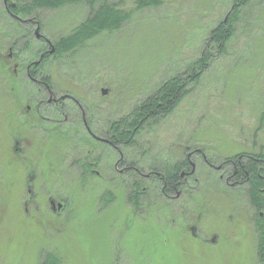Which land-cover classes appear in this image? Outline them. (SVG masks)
<instances>
[{
	"label": "rangeland",
	"instance_id": "374dc122",
	"mask_svg": "<svg viewBox=\"0 0 264 264\" xmlns=\"http://www.w3.org/2000/svg\"><path fill=\"white\" fill-rule=\"evenodd\" d=\"M110 1L129 11L130 19L59 53L64 54L61 65L78 71L82 83L108 88L112 112L101 114V120L109 123L127 116L163 82L184 73L233 2L161 0L158 5L137 8V0ZM2 2L0 35L7 36L1 40L5 45L18 25ZM101 2L69 0L30 16L36 17L43 27L41 33L54 44L80 22L97 15ZM32 36L19 44L25 56L34 60L41 43ZM52 59L47 66L57 82L59 65ZM182 88L172 111L144 123L139 137L131 139L130 150L124 152L131 156L140 148L144 172L154 167L165 172L169 156L172 162L178 161L192 151L197 180L188 190L189 200L185 196L175 199V194L163 196L152 175L145 180V193L137 202L131 199L135 191L130 183L113 167L112 181L106 184L71 165L74 150L51 143L44 149V164L38 156L35 161L38 168L47 166V178L38 172L32 182L33 197L25 205L28 172L17 161L19 169L11 171L14 158L3 151L0 264H40L47 254H54L59 264H261L256 254L255 210L247 194L251 179L241 186L231 185L225 180L232 167L228 163L216 167L227 159L236 161L240 154L251 155L245 162L255 163L261 159L258 153L264 154V0H250L242 8L226 51L213 56L195 85ZM109 155L113 164L117 153ZM201 155L214 166L207 165ZM49 160L58 165L61 178L49 172ZM262 168L257 177L264 181ZM49 193L65 203L59 214L48 208Z\"/></svg>",
	"mask_w": 264,
	"mask_h": 264
},
{
	"label": "flooded vegetation",
	"instance_id": "af4514ba",
	"mask_svg": "<svg viewBox=\"0 0 264 264\" xmlns=\"http://www.w3.org/2000/svg\"><path fill=\"white\" fill-rule=\"evenodd\" d=\"M2 1L11 20L18 26L11 30V36H8L11 40L9 44L4 45V41L1 40L7 36L0 35V153L2 155L4 151L6 155L9 153L11 158H14L9 164L11 171L14 168L19 169L15 163L17 161L19 166L28 172L25 179L28 199L25 205L33 197L31 187L38 172L47 178L44 169L47 166L38 168L35 161L38 156L44 164V149L51 143L61 149L74 150L73 154L76 157L72 159L71 165L84 169L88 177L105 180L106 184L112 181L113 167L117 174L130 183V188L136 193L130 195L131 199L133 196L137 202L142 197L137 194V187L144 192L145 180L152 175L161 185L163 196L175 194V199L185 196L184 198L189 200L191 194H188L190 193L188 190L192 187L193 181L197 180L193 178L195 164L191 159L192 151L183 154L178 161L172 162L173 157L169 156L164 164L169 163L168 168L164 169L165 172L155 167L144 172V156L140 153V148L131 156L124 152L130 150L127 147L133 142H130V139L141 134L143 118H137L136 125L127 123V128L114 132L113 123L106 119L101 120V114L109 116L112 112L108 88H98L95 84L82 83L79 78L77 79L78 71L61 65L63 54L55 53V43L52 44L51 40L41 33L43 27L36 17L18 12L15 2ZM31 34L41 43L36 53L37 58L34 60L25 56L26 51L19 44L22 40L30 38ZM1 48H7V52H1ZM51 58H53L51 61L56 60L59 65L55 72L57 82L52 78L49 70L51 67L47 66L52 64L49 62ZM129 117L131 120L134 119L130 115L125 116ZM116 135L123 136L124 141L118 142ZM82 148L86 149L83 154ZM185 149H188V146ZM113 151L118 157L112 164L110 158L112 155L110 156L109 152L112 154ZM201 157L207 165L214 166L205 155ZM250 158L249 154H240L236 161L227 159L216 168L221 169L224 163H228L232 168L229 169L225 181L227 183L231 181V185L241 186L248 183L249 171L244 170L243 177L239 168L241 163ZM57 166L49 160V172H55V177L61 178ZM155 179L152 181L155 182ZM181 188H184V191ZM260 191L263 192L262 189ZM187 200L185 203L189 202ZM47 205L54 214H59L65 207L64 201L51 193L48 194ZM184 207H187V204H184Z\"/></svg>",
	"mask_w": 264,
	"mask_h": 264
},
{
	"label": "trees",
	"instance_id": "16d2710c",
	"mask_svg": "<svg viewBox=\"0 0 264 264\" xmlns=\"http://www.w3.org/2000/svg\"><path fill=\"white\" fill-rule=\"evenodd\" d=\"M18 12L24 14H36L39 9L44 8H57L62 6L66 1L69 0H16ZM81 3L82 0H76ZM90 3L98 0H88ZM99 9L97 15L88 17L77 26H75L66 36L60 37L56 40L55 53H63L74 48H77L84 41L100 34L105 30H113L120 27L126 20L130 19L131 13L124 10L119 4L110 0H100ZM12 2V1H11ZM250 0H233L231 9L224 16L221 22L211 31L209 38L207 39V46L202 50L200 56L196 58L189 68L184 73L178 76H174L171 79L166 80L162 83L160 88L155 94L150 95L134 110L130 111L128 115L134 118H120L118 121L113 122V131L118 132L123 129V126H127V123L131 125L137 124V118H143V123L151 121L158 115L169 114L177 101L182 97L184 92L183 85L192 83L196 84L199 79V75L209 65L213 56L223 54L226 51V43L233 36L236 26L239 22L242 8L248 4ZM161 3V0H137V8H143L145 6H154ZM108 21H107V20ZM106 20L107 23L102 21ZM105 21V22H106ZM64 55V54H63ZM177 98V99H176ZM144 125V124H143ZM120 141H124V137L115 136ZM131 140V139H130ZM261 158L258 162H245L241 163L239 172L245 177L244 170L249 171V182L250 186L247 191L250 203L255 210V217L253 226L256 231L257 247L256 254L261 264H264V181L259 180L257 173L263 166L264 172V154L258 153ZM254 158V157H252ZM247 164V166L245 165ZM260 165V166H259ZM178 174V172H176ZM260 173V172H259ZM258 173V174H259ZM138 195H144L145 191L142 192L137 187ZM110 194V192H107ZM131 195H136L133 193ZM112 196V195H111ZM110 195L106 198H110ZM262 212V213H261ZM261 213V214H260ZM59 259L54 254H47L40 264H59Z\"/></svg>",
	"mask_w": 264,
	"mask_h": 264
},
{
	"label": "water",
	"instance_id": "95a60500",
	"mask_svg": "<svg viewBox=\"0 0 264 264\" xmlns=\"http://www.w3.org/2000/svg\"><path fill=\"white\" fill-rule=\"evenodd\" d=\"M4 1H6V0H4Z\"/></svg>",
	"mask_w": 264,
	"mask_h": 264
}]
</instances>
